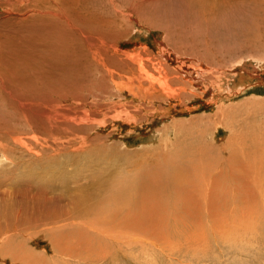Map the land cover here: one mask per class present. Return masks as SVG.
<instances>
[{"label": "bare ground", "instance_id": "obj_1", "mask_svg": "<svg viewBox=\"0 0 264 264\" xmlns=\"http://www.w3.org/2000/svg\"><path fill=\"white\" fill-rule=\"evenodd\" d=\"M83 1L85 0H0V85L7 89L9 87L8 86L9 78L11 76L12 77L14 76L16 89L17 87L21 89L20 91L16 90L14 89L15 86H13L14 94H12L11 96L12 98L10 99V100L13 99V101L16 102L17 104H15L14 102L13 103L10 102L14 104L15 107L14 108L11 107L10 111L12 112H10L9 117L14 114L17 124L15 126L5 125V128L3 127L0 128V168H2L3 171H5L4 166H6V168L9 167L10 170L11 168L14 169L13 173H11V175L9 174L11 177L6 178L4 176L2 178L3 180L0 179L1 182L3 181L2 184L7 186L8 188L5 189L4 191L3 189H1L0 186V195L1 194L6 195L8 193L7 191L10 192V189H14L15 183L18 182L19 185L22 187L41 186V188H43V190H45L46 192L51 191L53 188H57V190L60 191L62 190V196H66V195L69 196L71 193H73L72 196H74L75 198L74 204L76 202V205H74L72 202L73 204L72 207L69 206L68 203L61 204L59 206L57 200L56 202L57 204H55L54 202L53 204L55 205H53L52 207L51 203L53 201V198L52 199L45 198L42 200V202H40L39 199H36L37 201L36 202L34 198L28 200L27 197H25V200H23L21 207L25 206L27 212L29 211V209L30 210L33 209V213L30 215L32 217L24 216L18 212L19 214H14L12 217L8 216L5 221H2L4 217L2 219L0 218L1 219L0 220V262L2 263L7 262L9 259L11 261L14 260V261L26 262L27 264H31V263L38 264L37 262L42 263L44 260L46 261V256L44 255V253L43 254L38 253L35 250L36 249L35 247H34L35 249L33 248V246L31 247L32 244L30 243V241L34 236L35 237L43 236L51 244L52 251L55 255L61 254V256L66 257L68 255V249H69V247L66 246V243L68 240H71L70 239L71 237L69 239L67 238V236L69 235L72 236V242L76 244L75 247L77 249L80 248L82 250L81 253L79 252L80 255L77 254L80 259L82 260L85 259L96 264L97 263L117 264V262L120 259V257H118V254L119 253L124 254L125 252H128L126 251L127 249H129L130 251L132 245L137 242L136 239L133 238L134 232L132 231L135 230L134 228L136 226V221L138 219H141L140 216L143 217V214L147 215L145 213L146 211L148 212L150 211L152 214L150 215L152 216L151 218L153 220L152 223L153 228L157 229L156 231L161 232L159 234V241H161L163 238L161 234L165 233V229L171 225V224H167V221L170 222L169 219L170 214L167 212V209H169L170 207L167 206L168 204H166L167 199H165V197L167 196L165 195H164L165 197L163 196L165 191L164 189H167L168 187L164 182L167 181V184L171 183L174 184V186L176 185L175 188L176 189L178 188V193L179 190L183 191V193L185 192L187 198L186 197H182V198H184V200L188 202L189 205L192 202V204H194L193 206L194 207L196 206L198 208L197 209L195 207L196 210H199L204 203L203 202L199 207L200 200L198 196L202 197L206 193L208 194V196H210L212 195V192L213 193L216 192V190H213L214 187H212V184L216 185L218 183L217 177L213 178V175H211L210 173L208 175V178L205 177L206 179L205 178L202 179V182L206 183L207 186L206 187L207 192L205 193L204 191H202L205 194L202 195L201 191L198 189L199 186L198 187H196V185L194 186L196 182H201L200 178L203 177L201 176L202 175L201 172H198L197 170L202 171L204 170V168L206 170H209L204 166L205 162L203 161H202L203 166H198L200 161L198 162L197 159L199 157L195 158V156H197L198 153L197 155H195L196 152H193L190 149L187 150L188 149L187 146H186L187 149L184 148L186 150L177 151L180 147L179 143H177L176 140H175L176 143L169 142L167 141L168 140L167 137L166 138L163 137V139L165 138L167 141L164 142L163 140H161L162 135H160V133L162 132L163 134L166 135L170 130L174 134V135L172 134V137L173 136L175 137L173 139H176L177 137L179 138L178 134L180 132H182L181 135L187 133V132L183 133L185 130L184 131L182 130L185 129L183 127L184 126L183 123L187 122L189 118L185 120L183 116L192 117V115H190L192 109L190 108V105L189 107H187L188 106L187 104L189 101L192 102L191 100L198 96L197 94L199 92L196 89L198 88L200 90L201 88L200 84H204L202 80L206 77L207 79H209V81L212 84L220 80L218 83H216L217 87L220 88V90L221 88H223L222 87L223 82L225 81H222L219 77L216 76L218 72H215L214 69L212 70L206 68V65H208V63L205 65L204 62L203 63L200 62V63L202 65L204 64L206 69H204L202 65H199L201 66L199 69L195 68L198 71V73H200L201 77L199 76V78L196 79L195 83L191 81H187L185 80L184 77H181L179 74L173 72L170 67H167V64L165 62H162L158 58L153 57L154 55L152 56L150 52L151 51L150 47L148 45L147 46L143 45L146 42L142 44L143 46H141L140 48L134 51H129V52L123 51L122 49H120L121 47L118 44V40L120 39L115 34L116 32L115 33L113 32L115 34L114 39L111 38L109 39L106 36L101 35V31H99L98 29L101 26L100 24H98L100 22L97 23V21L93 17H92L93 19L89 18L90 14L83 12L84 10L83 6L81 8V5L84 4ZM90 1L91 0H89V2ZM159 1L160 0H134L133 2H135L136 6H132L131 8H129L130 10L128 14L131 16L137 14L139 5L147 9L154 8L152 4L156 5V3H158ZM197 1H200V3L204 2L206 4H209V2L207 3L204 0H197ZM227 1L228 0H210V2L215 5L219 4L220 2L224 4ZM196 4L197 6L200 5L199 2H197ZM104 6L106 5L104 4ZM237 6L238 5H236V7ZM207 7L209 6L207 5ZM91 8L93 9V7ZM198 8L200 9V7ZM103 9L104 8H102V11ZM224 9L226 10V8ZM89 10L90 9H88V11ZM190 10H192V12L194 11L192 8ZM149 14L156 15L154 11ZM197 14L199 16L198 12ZM121 15L123 14L121 13ZM203 15L204 14L202 13V16ZM129 17L130 16H128V18ZM139 17L141 18V22L142 21L145 22V20H147L140 14ZM124 18L125 17H123V19ZM89 19H91L92 21ZM227 23L225 24V26L227 25ZM201 24L203 23L201 22ZM228 26L230 27V25ZM169 29L165 28V36L163 34L162 35L165 37L166 43L168 45H171L174 48L175 52L179 54L181 53L182 56L183 55L182 48L179 47L177 44H174L175 39L174 40L172 39L171 32ZM109 30L111 29L109 28ZM138 36L139 38H141L140 35ZM192 38L194 39V37ZM133 43L136 44V41ZM165 49L166 48L164 45L162 46L161 51H166ZM169 52H171V50ZM57 54H59L58 57H56ZM160 54H162V52ZM185 54L186 53H184V55ZM194 55L193 57L195 58ZM60 59L66 61L68 65L74 64V66L76 67L75 69L78 70V71L75 70L76 73H74L73 76L69 75L70 77L69 81L67 77L68 74H65L64 72L63 73L61 72L60 74L64 82H61L59 78L56 79V75L53 77L51 76V74L53 75V73L50 72L51 66L55 64V62L59 63ZM254 62L259 63V61L257 62L255 60ZM261 62L262 63L259 64L258 67L259 69L264 70V61ZM243 63H245L244 60ZM243 63L241 61L240 65L238 64L235 65L236 67L238 65L240 68L237 69V73H233V77L235 80H233V82H231L230 84L231 86H233V90L235 89V91H237L236 93H239L241 91L243 86H245L244 84L246 82L261 78L259 74L256 76L255 74L251 75V73H249L251 71L249 70L252 69L248 67L249 64L247 65V62L246 64ZM235 66L233 65L234 68ZM77 67H79V69L81 70H79ZM226 68L228 69V67ZM71 70H74L73 67L71 68ZM253 70H255V67ZM205 73L207 74L206 76L203 75ZM219 73L220 75L223 74L222 72ZM88 77L90 78L88 80L91 81V83L89 82L90 85H88V81H87ZM52 80H54V83L52 82ZM95 80L97 81L96 83L97 88L96 86L94 87ZM98 80L100 81L98 82ZM47 81H49L50 84L52 85L54 84V86L56 83L57 86L63 85L64 87H67L65 89H69V90H58V89L53 90V86H51L50 84L47 85L45 83ZM13 85H15L14 82ZM207 86L208 85H206L205 87ZM9 88H11L12 90V86ZM132 107H135V109L131 112L130 109ZM109 113L113 114V117H110L112 120L114 118H128L136 123L140 121L141 122L143 121V123L145 121L150 122L149 115L151 114L153 116L162 117L169 120L170 124L168 123V125H165V127L160 132L156 130L150 136L151 142H155L156 140L159 139V142H157L156 144L157 145L159 144L160 146L154 148L153 145H150L151 143L149 144L150 146L153 147L152 148L153 150L156 149L155 151H157V155L155 154L154 155L157 157L156 159L161 163L160 166L164 170H167L165 172L166 176L164 177L166 181L161 183L163 189L158 188L159 184H157V182L159 181L160 178L158 179V181L156 179L154 180L153 178L154 176H152L153 173L149 174L151 179L148 182V184H142L141 182L135 183V181L132 178L128 177L129 175H131L130 173L129 175H126L124 174L125 173L124 172L121 174L122 176L120 178L114 176L115 173H117L113 170L114 167L116 168V165H114V162L116 163L115 161L116 159L115 158L113 159L110 156H109L110 158H107L108 156H105L102 153L103 151L99 152L97 149L90 147V145L91 146L94 145L96 139L97 142H99L102 139V138L98 139L94 137L93 134L96 131L98 132L97 125H99L102 122H105V119L108 120L107 116ZM217 114L223 117L222 113L218 112ZM3 116H5V114H3ZM179 116L183 117V119L178 118ZM99 120H101L102 122ZM180 120L183 121V123L180 122ZM122 123H124V121ZM1 125L2 124L0 123V126ZM110 126L113 127L112 125ZM110 126L108 127L110 128ZM181 127H183L182 130ZM195 127L197 128V126ZM112 129L114 130V128ZM219 130L220 129L217 128L216 132H213L214 135L212 136H214V138L217 137V135L219 134ZM191 134L189 135L187 134V135L190 136ZM198 134H201V137L205 138V130L203 129L200 130ZM37 135H42L43 138H40ZM180 138L183 139L184 136H180ZM64 139H66V141H62ZM181 139L179 140L181 141ZM188 140L189 141L187 142L189 143L192 141V139L191 141L190 139ZM146 141L147 140H145V143ZM114 142L113 144H115ZM75 143L81 145V147L73 150L71 149L72 147L69 146L74 145ZM194 144L192 145L193 147L191 146V149L192 148H195V150L199 149L195 147ZM257 144L260 146L257 147ZM257 144H255L253 148H247L253 151V154L248 157L250 159H256V161L259 160L261 161L264 160V144L261 143H257ZM146 145L149 146L148 144ZM149 147H147L149 149L148 151H151L152 149L150 150ZM159 149L161 150L159 151ZM200 149H201L200 152L203 153V149L202 148ZM113 151L115 150L113 149L112 152ZM145 151L144 153H148V151L146 152ZM76 153L78 157L83 155H85L86 157L84 159L77 160L76 158L77 156L75 155ZM248 157L247 160H250ZM25 158L28 159L25 160ZM62 158H65V160H62ZM201 159L202 158H200L199 160ZM64 161L66 163H64ZM117 162H120V159ZM153 165L159 167L158 166L159 164L156 162H154ZM205 165H207V163ZM119 168L123 169L121 167ZM172 168L173 171L170 170ZM197 168H203V169L201 170ZM133 170H131L130 172L133 173ZM116 171L119 170L116 169ZM199 174L201 175L199 176ZM262 174H264V166L262 168L261 175ZM116 178L118 179L115 180ZM262 178H264V175H262ZM191 185L192 188L190 189ZM217 185L219 186V183ZM73 186H75V188H72ZM193 187H196L195 188L196 190H194ZM80 188H82L83 190ZM218 188H220L219 189L220 193H218V198L220 195L222 200L223 197L227 196V199L229 201L233 200L236 202L237 200L240 199V201L244 202L247 200L246 201L247 203L245 204L251 202L252 201L251 199L253 198L254 201H256L255 200L256 192L254 191L253 184L248 181L243 180L242 187L238 185H233V186L227 185L225 187L220 186ZM80 191L86 194L83 195ZM147 191H150L151 193H146ZM196 192L198 194H196ZM193 193H195L194 194L195 196H193L194 198L192 197ZM17 194L19 193L16 192V195ZM151 194H154V196H152ZM13 195H15V193H13ZM171 195H172L171 197H174L173 196L174 194ZM177 195L179 194H176V196ZM191 197L193 199H190ZM182 198L177 200L176 203L182 202L183 201ZM64 201L66 202V200ZM174 201L173 203H175ZM30 202H33L32 205L29 204ZM208 202L211 205V201ZM182 203L180 204V206L182 205ZM262 204H264V201H262L261 205ZM57 205L59 206L58 208ZM178 205L174 204L173 207H176ZM186 205L188 206V204ZM206 206H209V204ZM192 208H190L191 211ZM204 208L205 205L202 209L205 210L206 208L205 209ZM213 208L215 209V205ZM170 210L172 212V209ZM215 210H213V212ZM221 210L220 211L218 210L219 212H216L217 211L216 210L215 211L216 214L223 212V210L222 211ZM38 211L44 214L42 216H39L37 215ZM203 214L206 213H202V215ZM147 218L150 219V217L148 216ZM144 219L145 221L149 220V219L147 220L146 218ZM173 219L176 221V218ZM143 221H141V223ZM145 221L142 223V225L145 224ZM80 222H85V223L80 224ZM139 225L141 224L139 223ZM147 226H145L144 228L147 229ZM147 230H150V228L148 227ZM67 232L69 233L66 234ZM148 232H149L148 234L151 233V231ZM140 233L141 231H139L138 236H141ZM150 235L153 236V234ZM145 242L151 244L154 247L157 246L155 240L145 241ZM71 245L73 244L69 245L70 249L74 247V245L73 247ZM69 253L71 252L69 251ZM73 254L76 255L75 252H73Z\"/></svg>", "mask_w": 264, "mask_h": 264}, {"label": "rangeland", "instance_id": "obj_2", "mask_svg": "<svg viewBox=\"0 0 264 264\" xmlns=\"http://www.w3.org/2000/svg\"><path fill=\"white\" fill-rule=\"evenodd\" d=\"M93 1H94V3H93ZM96 1L97 0H91L89 2V0H88L90 6L88 5L87 0L83 1L84 4L82 2L83 5H81V8L83 6V9H84V10L82 9L83 12L90 14L89 18H91V19L94 18L97 21V23L100 22L98 24H100L101 26L98 29H99V31H101V35H104L109 39L110 38L114 39L115 34H116L118 36V38L120 39V40H118V44L121 47L120 49H122L123 51H126V52L134 51L143 45L144 46L148 45L150 47V50H151L150 52H151L152 56L154 55L153 57H156L159 60H161L162 62H165L167 64V67H170L173 72H175L176 74H179L181 77H184L185 80H187V81H191V82L195 83L196 79L199 78V76L201 77L200 73H198V71L196 70V69H199L201 67V66H199V65H202L200 62H202V63L204 62L205 65L208 63V65H206V68L212 69V70L214 69L215 72H218L216 76L219 77L222 81H225V82H223V86H222L223 88H221V90H220V88H218L216 85V83H218L220 80H218L214 84H212L209 81V79H207L206 77L204 78L205 80L204 79L202 80V82H204V84H200L201 85L200 90L198 88L196 89L200 93L199 94L196 91L198 93L197 95L199 97L197 96L196 98H193L191 100L192 102L189 101L187 104L188 105L187 107H189V105H190V108L192 109V112L190 113V115H192V117L183 116L185 120H187L188 118L190 119V120L188 119L187 122H185V123H183V121L180 120V122H182L184 124L183 127L185 128L182 130L183 127H181V130L182 131L185 130L183 133H185V132H187V133L181 135L182 132H180L179 133L180 135L178 134L179 138L177 137L176 139H173L175 137L174 136L172 137L173 132L170 130L168 131V133L166 135L163 134L162 132L160 133V135H162L161 140H163L164 142L166 141L165 138L167 137L168 138L167 141L175 142V140H176V142L179 143L180 147L177 151L186 150L188 147L187 150L190 149L193 152H196L195 155H197V153H198V155L195 156V158L199 157L197 159L198 162L200 161L198 166H203L202 163L205 162L204 166L207 169H209V170H206L204 168V170H206V171H204V170H202L203 168H197V169L202 170V171L197 170L198 172H201V174H202V175L199 174V176L200 175L203 176L200 178L201 182H202L203 178H205V177L208 178L209 173L211 175H213V178L217 177V181L219 183V186L217 185L218 183L216 185L214 184L215 186L212 184V187H214V189L213 188L212 189L216 190V192H214V193L212 192V195H210V196H208V194L206 193L207 192L206 183L196 182L194 184V186L196 185V187L199 186L198 189L201 191L202 195L206 193L205 194L206 197H205V195H203L202 197L198 196V198L200 200L199 207L204 202L202 207H200V209H199L200 212H199V210L195 209L196 206L194 207L193 206L194 204H192V202L189 205V203L186 202L184 200V198H182V197H186L185 192L183 193V191L179 190V193H178V188L177 189L175 188L176 185L174 186V184H171V183L167 184V181L164 178L166 176L165 172L167 170H164L160 166L161 163L156 159L157 157L155 156V155H157V151H155L156 149H154V150L152 149L153 147L155 148V147H158L160 145L156 144L157 142H159V139L156 140L155 142H151V139H150L151 134L153 132H155L156 130L158 132H160L165 127V125H168L169 120L162 118V117L153 116L152 114L149 115L150 116V122L145 121L144 123H143V121L136 123L133 120L128 119V118H114L112 120L110 118V117H113V114H111L112 112L108 114V116H107L108 120L105 119V122H102L101 120H99L102 123H100L101 125L100 124L97 125L98 132L97 131L95 132L98 136L95 133L93 135H94V137H96L98 139H101V138L102 139L99 142H97L96 141L97 139H96L94 142V145H92V146L90 145V147L97 149L99 152L103 151L102 153L105 156H108L107 158L111 157L113 159L114 158L116 159L115 160L116 163L114 162V165H116V168L114 167L113 170L117 173H115L114 176L120 178L122 176L121 175L122 173L125 172L124 174H126V175H129V173H130L131 175H129L128 177L132 178L135 181V183L141 182L142 184H148V182L151 179L149 174L153 173L152 176H154L153 177L154 180L156 179L158 181V179L160 178L159 181L157 182V184H159L158 188L163 189L161 183L164 181H166L164 183L166 184V186H168L167 189H164L165 191H164L163 196L164 195L167 196V197L164 196L165 199H167V202H166V204H168L167 206L170 207L169 209L166 208L167 212L170 214L169 215L170 222L167 221V224H171V225L165 229V233L161 234V236L163 237L162 240L159 241V234L161 232L156 231L157 229H154L152 226L153 220L151 218L152 217L151 212L149 211L150 212L149 213L148 211H146L145 213L147 215L143 214V217L148 220L149 219V218H147V216H148V217H150V219L148 221H145V219L142 216H140L141 219H138V218H137L138 220L136 219L137 221H136V226L134 228L135 230L132 231V232H134L133 238H135L136 241L137 242L139 241V242L134 243L132 245L130 251H129V249H127L126 251H128V252H125L124 254L119 253L118 257H120V259L117 262V264H264V204L261 205L262 201H264V178H262V175H264V174L261 175L262 168L264 166V160H261V161L259 160L261 162L260 163L259 161H256V159H250L248 156L252 155L253 151L247 149V148H253L255 146V144H257V143L264 144V137H263L264 136V70L259 69V67H258V65L262 63L261 61H264V1L263 0H228L226 3H224L225 5L220 2L219 4H217L218 5L217 6L213 3H211L210 0H204L207 3L209 2V4H206L204 2L200 3V1H197V0H160L158 3H156V5L152 4L154 6V8L147 9V8L139 5L138 13L141 16H143L145 19H147V20H145V22L144 21L141 22V18L139 17L138 13L135 14L134 16H131L128 14V12L130 10L129 8H131L132 6H136L135 2H133L134 0H129V1H127V0H123V1L122 0H120V1L119 0H106L107 3L105 2V0H98L97 2ZM237 1H238V3H237ZM197 2H199V4L201 6L199 4H198L199 6H197V4H196ZM90 3L91 4L93 3V4L91 5ZM86 4H87V6H86ZM104 4L106 6H104ZM168 4H170V5H168ZM207 5L209 7H207ZM221 5H222V7H221ZM236 5H238L237 6L238 8L236 7ZM84 6H85V8H84ZM114 6H115V8H114ZM91 7H93V9ZM98 7H100V8H98ZM198 7H200V9ZM102 8H104L103 11H102ZM191 8L194 10L193 12H192V10H190ZM201 8H202V10H201ZM203 8H205V9H203ZM224 8H226V10ZM88 9H90V10L88 11ZM141 10H142V12H141ZM114 11H116V12H114ZM153 11L156 13V15H150L149 14V13H152ZM120 12L123 15H121ZM197 12L199 13V16H198ZM106 13L107 14L109 13L108 14L109 16ZM202 13L204 14L203 16H202ZM234 13L236 14V16ZM195 14H197V15H195ZM128 16H130V17L128 18ZM174 16L176 17V19ZM232 16H233V18H232ZM123 17H125V18L123 19ZM195 18H197V19H195ZM91 19H89V20H91ZM193 19H195V20H193ZM173 21H174V23H173ZM207 21H208V23H207ZM123 22H125V23H123ZM201 22L203 24H201ZM212 22H213V24H212ZM113 23H115V24H113ZM226 23H227V25L225 26ZM196 24H197V26H196ZM228 25H230V27ZM121 26H123V27H121ZM156 27H157V29H156ZM217 27L218 28L220 27V28L218 29ZM109 28L111 30H109ZM165 28L166 29L170 28L169 30L171 32L172 39L177 40V41L174 40V44H177L179 47L182 48V52H183L182 54L184 55V53H186L184 56L183 55L181 56V53L179 54V53L175 52L174 48L171 45H168L166 43L165 37H164L165 36ZM203 29L208 34H206ZM113 32L114 33L116 32V33L114 34ZM139 32H140V34H139ZM158 32H159L160 36H159ZM190 33H192V34H190ZM218 33H219V35H218ZM143 34H145V35H143ZM193 34H194V36H193ZM199 34L201 36L203 35L204 39H203V36L201 38V36ZM233 34H235V35H233ZM138 35H140L141 38H139ZM191 36L194 37V39ZM142 37H143V39H142ZM210 37H212V38H210ZM134 39H136V40H134ZM135 41H136V44L133 43ZM214 41L217 43H215ZM144 42H146V43H144ZM154 43H155V45H154ZM164 45H165L166 51H161V48ZM169 46H170V48H169ZM192 47H193V49H192ZM194 47H195V49H194ZM204 49H206V50H204ZM170 50H171V52H169ZM194 50H195V52H194ZM161 52H162V54H160ZM166 53H168V54H166ZM193 55L195 56V58L193 57ZM58 56H59V54H57L56 57H58ZM206 58H207V60H206ZM199 59H200V61H199ZM243 60L245 61V63H243ZM254 60L257 62L259 61V63L254 62ZM239 61L240 62L242 61L243 64H246V62H247V65L249 64L248 67H250V69H252V70H249L251 72H249V71L248 72L251 73V75L255 74V76L259 74V76L261 78L246 82L244 84L245 86H243L241 91L239 93H236L237 91H235V89L233 90V86H231L230 84H231V82H233V80H235L233 77V73H237V69L240 68L238 66V65H240ZM250 62H251V64H250ZM65 64H66V66H65ZM204 64L202 66L204 67V69H206ZM232 64L234 66L236 64H238V65H237V67L235 66V68H234ZM173 66L175 67V69ZM177 66L179 67V69ZM252 66L255 67V70H253L254 67H252ZM72 67L74 70H71ZM226 67H228V69ZM64 68H65V70H64ZM75 68L76 67L74 66V64L68 65L66 63V61H64L63 59H60L59 63L55 62V64H53L51 66L50 69L52 71L50 70V72L53 73V75L51 74L52 77L56 75V79L59 78L61 82H64V80L60 76L61 72L68 74L67 77H68V81H69V78H70L69 75L73 76L74 73H76L75 70L78 71ZM77 68L79 69V67H77ZM67 70H68V72H67ZM79 70H81V69H79ZM190 70H191V72H190ZM228 70H229V72H228ZM219 72H222L223 74L220 75ZM226 74L227 75L229 74V75L227 76ZM195 75H197L198 77ZM203 75L206 76L207 74L205 73ZM88 79H90V78L89 77L87 78L88 85H90L91 81H89ZM99 81L100 80H98V82ZM207 81H208V83H207ZM13 82L15 85H13ZM52 82L54 83V80H52ZM10 83H12V84H10ZM45 83L47 85L50 84L49 81H47ZM96 83H97V81L95 80L94 87L96 86V88H97ZM56 84H55V86H54V84L53 85L50 84L51 86H53V90H57V89L58 90H69V89H65L67 87H64L63 85L57 86ZM206 85H208V86L205 87ZM8 86L9 87L12 86V90L9 87L7 88L8 89L7 90L5 87L0 85V123L2 124L0 126V128H2V127L5 128V125L6 126H15L17 124V121L15 120L14 114L9 117L10 112H12V111H10L11 107L12 108L15 107V105L12 104L14 102L13 99L10 100L12 98L11 97L12 94H14V92H13L14 87L13 86H15L14 89H16V83H15L14 76L13 77L11 76L9 78ZM54 87H55V89H54ZM46 88H47V86H46ZM195 88H196V86H195ZM207 88H209V89H207ZM216 89H217V91H216ZM16 90L20 91L21 89L19 87H17ZM10 91H11V93H10ZM220 91H221V94H220ZM216 94H218V95H216ZM10 102H12V103H10ZM14 103L17 104L16 102H14ZM7 107H10V108H7ZM134 109H135V107H132L130 109V111L132 112ZM193 109H194V111H193ZM218 112L222 113L223 117L218 115L217 114ZM3 114H5L6 117L3 116ZM174 115H176V114H174ZM183 117L179 116L178 118L183 119ZM217 118H219V119H217ZM110 119L112 120V122ZM115 120H116V122H115ZM123 121H124V123H122ZM166 121H167V123H166ZM120 123H121V126H120ZM130 123H131V125H130ZM110 125H112V126L114 125V126L111 127ZM136 125H138V126H136ZM103 126H105V127H103ZM108 126H110V128ZM195 126H197V128ZM135 127H138V128H135ZM150 127H151V129L152 128L153 129L151 130ZM100 128H102V129H100ZM112 128H114V130ZM217 128H219L220 130H219V134L217 135L218 138L215 137V138H217V139H215L214 136H212V135H214L213 132H216ZM118 129H120V130H118ZM202 129L205 130V138H202L201 134H198L199 131ZM140 130H141V132H140ZM191 130H192V132H191ZM135 132H136V134H135ZM187 134L188 135L191 134V135L188 136ZM37 136H39L40 138H43L42 135H37ZM108 136H111V137H108ZM180 136H184V138L186 136L187 139L186 138L181 139ZM191 136H192V138H191ZM193 136H195V137H193ZM163 137H165V138L163 139ZM179 139H181V141ZM188 139H190V141L192 139L193 142L192 141H191L192 143L187 142V141H189ZM112 140H113V142L115 141L114 142L115 144H113ZM145 140H147L146 143H145ZM62 141H66V139H64ZM101 141H104V142H101ZM97 143L100 145H98ZM175 143H173V144H175ZM188 143L191 145H189ZM146 144L153 145V147L150 145H149L150 146L149 147ZM181 144L184 146H182ZM193 144L195 147L199 148V149H197L198 152H197V150H195V148L191 149V146ZM198 144L200 145V147ZM155 145H157V146H155ZM75 146H77V147H75ZM112 146H113V148H112ZM138 146H139V148H138ZM259 146L260 145L257 144V147H259ZM69 147H72L71 149L75 150V149H78L79 147H81V145L75 143L74 145H70ZM147 147H149L150 150L152 149L153 151L152 150H151L152 152L148 151L149 149ZM109 148H111V149H109ZM180 148H182V149H180ZM184 148H186V149H184ZM200 148L203 149V153L200 152L201 151ZM113 149L115 151L112 152ZM139 150H142V151H139ZM145 150L148 151V153H144ZM160 150L161 149H159V151ZM109 153L112 155H110ZM200 153L202 156L200 155ZM114 154H115V156H114ZM75 155L77 156L76 157L77 160L84 159L86 157L85 155H83V156H80L81 157L80 158V157H78L77 153ZM150 157H152V158H150ZM247 157L250 160H247ZM148 158L150 161L148 160ZM200 158H202V159L199 160ZM27 159L28 158H25V160H27ZM119 159H120V162H117V161H119ZM62 160H65V158H62ZM122 160H123V162H122ZM211 161H213V162H211ZM154 162L158 163L159 167L154 166L153 165ZM64 163H66V162L64 161ZM121 163H123V164H121ZM206 163H207V165H205ZM102 166H104V165H102ZM207 166H209V167H207ZM119 167H121L123 169H120ZM4 169H5V171H3L2 168H0V179H2L4 176L6 178L11 177L10 175H11V173H13V170H14L13 168H11V170H12L11 171L10 168L9 167L6 168V166H4ZM116 169L119 170L120 172L116 171ZM125 169H126L127 173H126ZM130 169L131 170L134 169L133 170L134 174L132 172H130L131 171ZM121 170H124V171H121ZM170 170L173 171V168ZM158 174H159V176H158ZM215 174H217V175H215ZM118 178H116L115 180H117ZM243 180L248 181V182L253 184L254 191L256 192L255 193V197H256L255 200L256 201H254V198H253V199H251L252 200L251 202H248V204H249L248 205V204H245V203H247L246 202L247 200L244 202L240 201V199L237 200L236 202L233 200L229 201L227 199V196L223 197V200H222L220 195L218 198V193H220V191H219L220 188H218V187H220V186L225 187L227 185L228 186L238 185V186L242 187L243 186ZM2 182L0 181V186H1V189H3L5 191V189H8V188H7V186L3 185ZM184 186H187V185H184ZM196 187H193L194 190H196L195 189ZM72 188H75V186H73ZM170 188H172V189H170ZM191 188H192V185H191L190 189ZM205 188H206V190H205ZM80 189H82V188H80ZM42 190H43V188H41V186H33V187L23 186L22 187L19 185L18 182L15 183L14 189H10V192L7 191L8 193L6 195H2V194L0 195V208H1L0 216L2 215L0 218L2 219L4 217L2 221H5L8 216L12 217L14 214L20 213L24 216H30L33 213V209L32 210L29 209V211L27 212L25 206L21 207V204H22L23 200H25V197H27L28 200L34 198V200L36 201V199H39L40 202H42V200L45 198H47V199L53 198V201L51 203L52 207H53V205H55L57 203L59 206L61 204L68 203V205L71 207L74 204L75 198H74V196H72L73 193H71L69 196L68 195L62 196V190L61 191L57 190V188H53L51 191H47V192L45 190H43V191ZM175 190L177 191V193ZM170 191H172V192H170ZM202 191H204L205 193H203ZM16 192L19 194L16 195ZM197 192H196V194H198ZM13 193H15V195H13ZM54 193H56V194H54ZM81 193L83 195L86 194L83 192H81ZM146 193H151V192L147 191ZM46 194H48L49 196ZM65 194H67V193H65ZM171 194H174L173 195L174 197H171L172 196ZM176 194H179L180 196L179 195L176 196ZM194 194L195 193L192 194V197L195 196ZM79 195H80V193H79ZM151 195L154 196V194H151ZM192 197L190 199L194 198V197L193 198ZM181 198L183 200L182 202H184V203H182V202L176 203V201L181 199ZM57 200H58V202H57ZM64 200H66V202ZM205 200H206V202L211 201V205L213 207L215 205V209L217 211L210 205L209 202L206 203ZM212 200H213V202H212ZM217 200H220V201L222 200V201L220 202ZM173 201L175 203H173ZM54 202H55V204H53ZM72 202H73V204H72ZM32 203L33 202H30L29 204L32 205ZM181 203L185 207L182 205L180 206ZM174 204H176V205L179 204L178 205L179 207L178 206H176L177 208L173 207ZM186 204H188V206ZM208 204H209V206H206ZM58 205H57V208L59 207ZM74 205H76V202ZM204 205L206 208V209L204 208L205 210L202 209L204 207ZM217 207H219L220 209ZM182 208H183V210H182ZM190 208H192V211ZM13 209H14V211H13ZM147 209H149V208H147ZM147 209H144V210H147ZM170 209H172V212ZM221 209L223 210L224 213L220 212L221 214L220 213L216 214V212H219ZM175 210H177V211H175ZM213 210H215L216 212L215 211L213 212ZM201 212L206 213V214L202 215ZM11 213H12V215H11ZM37 213H38L37 215H39V216H42L44 214V213L39 212V211ZM30 217H32V216H30ZM173 218H176V221ZM143 220L145 221V224L142 225V223L144 222ZM141 221H143V222L141 223ZM21 223H23V222H21ZM83 223H85V222H80V224H83ZM139 223L141 225H139ZM144 225L145 226L148 225L147 229L149 227L150 230H147L146 228H144L145 227ZM139 226H142L143 228L139 227ZM76 227H77V225H76ZM142 230L144 233L142 232ZM139 231H141V233H140L141 236H138ZM148 231H151L150 234H153V236L148 234L149 233ZM69 232H67L66 234H68ZM67 238L68 239L70 238L71 240L67 241ZM67 238H66V241H67L66 246L69 247V249H70L69 245L73 244L74 247H73V245H71L73 247V248H71L72 250L71 249L69 250L67 248L68 249V255L66 257H63V256H61V254L55 255L53 253L51 244L43 236H36V237L34 236L30 241V243L32 244V245L30 244L31 247L32 246H33V248L35 247L36 249L35 248L34 249L38 253H41V254L44 253V255L46 256V261L44 260L42 263L37 262V261L36 262L38 264H64L65 262H66L65 264H79V263L84 264L87 261L85 264H89V263L91 264L92 262L85 260V259L82 260L79 258L78 255H80L82 250L78 247L80 249V251H79V249H77L75 247L76 244H74V242H72V236L68 235ZM151 240L152 241L155 240L157 243V246L154 247L151 244H148L145 242V241H151ZM139 243H140V245H139ZM77 250H78V252H77ZM69 251L71 253H69ZM72 251L75 252L76 255H74ZM75 258H77V259H75ZM70 261H72V262H70ZM0 263L1 264H22V263L27 264L26 262H22V261L20 262V261H14V260L11 261L10 259L7 262H4V263L0 262ZM31 264H34V263H31ZM92 264H96V263H92ZM97 264H103V263H97Z\"/></svg>", "mask_w": 264, "mask_h": 264}]
</instances>
